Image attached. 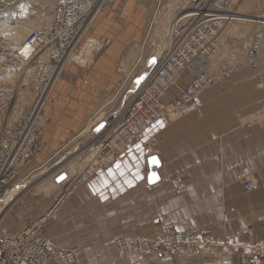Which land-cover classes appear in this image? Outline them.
<instances>
[{"label":"crops","instance_id":"0c3cea01","mask_svg":"<svg viewBox=\"0 0 264 264\" xmlns=\"http://www.w3.org/2000/svg\"><path fill=\"white\" fill-rule=\"evenodd\" d=\"M122 3L125 5L122 4L121 12L113 10L103 18L110 22L111 18L124 16L126 22H136L138 32L143 30L150 5H139L137 0ZM115 31L112 29L114 37ZM138 32L124 36L121 43ZM113 59L111 53L99 57L86 76L92 81L77 82L74 73L67 74V79L64 74L57 85L63 95L60 105L45 108L51 119L43 137L46 148L35 157L34 163L41 165L59 153L70 135L81 131L96 109L95 105H88L93 95L85 92L88 87L92 91L110 84ZM171 96L172 92L166 100ZM172 108L179 111L175 119L154 124L134 147L110 164L95 167L80 180L77 174L70 177L74 171L56 173L53 180L62 173L68 179L59 187L54 181L47 184V190L50 185L58 187L50 196L37 198L31 194L19 212L10 215L9 210L10 216L0 225V234L14 237L22 233L53 208L61 193L72 190L46 225L45 235L54 247L73 253L74 264H133L118 256L113 246L115 240L122 237L152 240L159 234L163 218L179 232L213 237L216 242L264 241V105ZM153 156L159 158L162 166L158 171L160 182L150 185L148 160ZM243 173L254 175L258 185L255 189H244L238 180ZM177 179L184 185L178 193L174 185ZM226 213L230 217L227 223ZM54 262L47 264L58 263ZM177 263L243 264L237 254L223 250L218 244L202 251L186 250Z\"/></svg>","mask_w":264,"mask_h":264},{"label":"rangeland","instance_id":"374dc122","mask_svg":"<svg viewBox=\"0 0 264 264\" xmlns=\"http://www.w3.org/2000/svg\"><path fill=\"white\" fill-rule=\"evenodd\" d=\"M49 1L50 3L48 2L44 7L40 8L42 15H54L52 13L53 0ZM125 1L128 0H116L113 5L101 8L86 34L80 38L76 49L72 53L73 55L64 64L62 72L53 87L52 83L48 84V81H50L48 76L51 73L50 70L56 65V61L50 60L54 50H39L29 61H22L19 58L18 48L20 44L23 45L27 37L32 32L37 31L38 28L25 35L21 43L18 44L15 42L14 30L0 27V153L3 152V147L7 144L3 139L10 132L17 133L20 130V126L24 121L29 119L33 108L37 105V109L40 108L38 99L42 100L40 103L43 105L39 113L42 119L39 121V125L41 124L42 126L41 135L33 144L34 147L29 160L20 164L17 176L12 181L14 190L6 199H10L11 196L15 202H12V208H0V212L3 210L0 214L1 223L13 213L19 212L23 202L31 194L37 196V198L50 196L59 185L68 179L65 173L74 171L70 177L77 174L79 180L83 179L87 172L89 174L95 167L110 164L126 150L134 147L144 133L152 128L143 132L140 139L133 146L113 158H110L106 152H100L103 140L99 139L104 134L106 127L97 136L93 133L94 129L103 122L109 123L107 127L109 129L117 121V115L114 114L123 106L125 108L133 102L134 91L139 87L142 78H145L149 68L156 64L165 47L171 20L179 14L180 10L185 9L189 0H137L139 5L146 3L145 5L149 4L151 8V11L146 14L143 30L141 29L139 32L136 22H126L123 18L124 16L122 18H111L110 22L103 18L106 14H111L113 10L121 12L122 4H124L122 2ZM13 2L14 0H0V8H5ZM156 9H159V12L154 15L153 13ZM4 11H6V8L1 10V12ZM244 14L249 15V17H261L258 8L250 12L246 11ZM16 21L19 24L23 23L18 18ZM260 27L262 26L252 23L248 33L242 36L231 35L229 37L230 35H225L227 30L224 32L221 43L217 48L218 51L213 55L212 59L197 65L192 73L187 75L181 83L182 87L190 86L201 73H205L209 77V85L188 105H264V46L260 45L259 56L256 60L251 61L248 57L249 46H254L252 43L257 41V35L263 32ZM114 28L116 29V37L112 36V29ZM136 31L138 35L124 44L121 43V41L124 42V36L127 38L130 34H136ZM121 32L123 35L120 36ZM107 53H111V56L114 57L111 62L113 78L110 80V84H107L104 89L99 88L92 91L88 87L85 92L90 96L93 95V99H90L88 105H95L96 109L88 117L81 131L70 135L68 140L62 144V150L59 153L49 157L41 165H37L34 163L35 157L46 148L43 137L51 122L46 111L52 105H60L59 99L63 97L61 89L58 88L57 90L58 83L64 77V74H66L65 78L67 79L69 77L67 74L71 72L74 73V79L77 82L79 80L92 81L88 77L86 78L88 72L93 70L99 57L105 56ZM75 72L81 74H76ZM45 87L46 91H43ZM171 92L172 96L169 100H166L167 95ZM174 96L175 98H173ZM179 99V92L174 87L171 88L166 93L164 101L161 102L167 108L165 116L155 124L164 119H175V113H179V111L175 112L169 105H179ZM45 108H47L46 111ZM262 110L264 112V108ZM74 168L75 170H73ZM62 170H65V173L53 180V176ZM62 175H66V179L58 183L57 179ZM244 179L251 180L256 184V187L258 186L253 174L243 173L238 177V180L242 183L245 190L247 189L244 186ZM52 181L58 184V187L50 185L47 190L45 186L52 184ZM174 185L177 193L184 187L178 179L175 180ZM7 209L10 210H8L10 215L6 213L3 218V213ZM47 212L29 224L22 233L14 237L0 235L11 239L19 237ZM54 217L55 215L45 222L44 234L46 225ZM229 220L230 217L226 213L224 222L227 223ZM159 227V234L154 239H149L151 242L160 243L158 250H153L147 256L135 255L124 258L133 262V264H178L177 259L182 252L186 250L202 251L209 245L218 244L223 250L237 254L243 264H264V241L236 244L229 239H225L222 242H216L213 237L179 232L165 218L160 221ZM113 246L118 254L115 242ZM172 249H174L173 253ZM119 257L122 258L121 256Z\"/></svg>","mask_w":264,"mask_h":264},{"label":"built area","instance_id":"2783aa9c","mask_svg":"<svg viewBox=\"0 0 264 264\" xmlns=\"http://www.w3.org/2000/svg\"><path fill=\"white\" fill-rule=\"evenodd\" d=\"M115 2L116 0H53V19L27 37L24 48L29 50V55L26 57L22 53L23 49L20 50V60H31L39 50H54L50 60L56 61V65L48 76V84L52 83L53 87L64 64L101 8ZM257 8L261 14L260 25L263 32L257 35V41L252 43L254 46H249L248 57L251 61L258 58L260 39H264V0H189L185 9L180 10L171 20L165 47L157 63L149 68L147 77L134 91L133 102L114 114L117 115V121L109 129L107 122L103 138L99 139L103 140L100 152H106L113 158L133 146L143 132L165 116L167 108L161 102L171 88L174 87L179 92L180 99L179 105H169L170 108H181L194 101L209 85L208 75L201 73L190 86L182 87V81L197 65L212 59L227 27L238 16ZM158 12L159 9H156L153 14L157 15ZM168 39L170 42L167 44ZM40 102L42 100L39 101L40 110L37 109L38 105L33 108L20 130L17 133L10 132L3 139L7 144L2 146L3 152L0 153V208H4L8 200L6 197L14 190L12 181L17 176L20 164L29 160L33 144L41 135L42 126L39 121L42 119L39 113L43 105ZM244 186L247 190H252L256 184L244 179ZM71 193V190H67L60 194L53 208L21 236L11 239L0 235V264H47L49 261L73 264V254L54 247L44 234L45 222L55 215ZM115 246L121 257L147 256L153 250H158L160 243L151 242L144 237L120 238L115 241Z\"/></svg>","mask_w":264,"mask_h":264},{"label":"bare ground","instance_id":"6f19581e","mask_svg":"<svg viewBox=\"0 0 264 264\" xmlns=\"http://www.w3.org/2000/svg\"><path fill=\"white\" fill-rule=\"evenodd\" d=\"M48 2L50 3L49 0H14V2L12 4L5 7L6 11L1 12V10H4L5 8H0V27L9 28V29L14 30L15 42L18 44L21 43V41L25 35L30 33L33 29H36V28L39 29L44 23L49 22L53 19V16H50V14L42 15V10H40V8L44 7V5ZM17 18L19 20H21L23 23L19 24V22L16 21ZM252 23L260 25L261 24L260 17H258V16L257 17H252V16L249 17V15L247 16V14L246 15L241 14L240 16H238V19L235 22L231 23L227 27V29H226L227 31H226L225 35L228 34V35H230L229 37H231V35H233V36H235V35L240 36L241 35L242 36V35L248 33V31L250 29V24H252ZM174 24L175 23H173V26H174ZM260 28L263 29V27H260ZM260 41H261L260 44L264 46V39H260ZM169 42H170V39H168L167 44ZM18 50L19 51L22 50V53L26 57H28L29 50L27 48H24V44L23 45L20 44V47L18 48ZM89 51H90V48H89ZM217 51H218V49L216 50V52ZM216 52H215V54H216ZM72 55L73 54H71V56ZM44 90L46 91V87L43 89V91ZM47 91H49V90H47ZM39 97H41V96H39ZM38 100L40 101V99H38ZM12 199L13 198H11V196H10V199L7 200L6 205L2 209H6L7 207L11 208L12 202L13 203L15 202ZM8 210L9 209L4 211L3 218L6 215V213L8 212ZM2 211L3 210H1L0 214L2 213ZM1 221H2V218L0 217V224H1ZM118 256H120L119 253H118ZM122 258H124V257H122ZM56 262H58V261H56ZM58 263H60V262H58Z\"/></svg>","mask_w":264,"mask_h":264},{"label":"water","instance_id":"95a60500","mask_svg":"<svg viewBox=\"0 0 264 264\" xmlns=\"http://www.w3.org/2000/svg\"><path fill=\"white\" fill-rule=\"evenodd\" d=\"M146 77H147V73H146L145 78ZM145 78L142 79L141 83L144 81ZM106 125H107L106 122H103L98 127H96L94 129V132H93L94 135L97 136V135L101 134L103 132V130L105 129ZM148 164H149V168H150V175L148 178V182L150 185L158 184L160 182V177H159L158 171L162 166L159 158L156 156L150 157L148 160ZM65 179H66V175H62L60 178L57 179V182L61 183Z\"/></svg>","mask_w":264,"mask_h":264}]
</instances>
